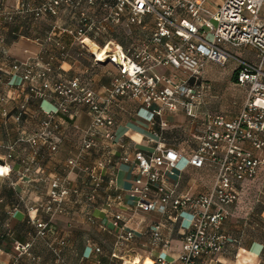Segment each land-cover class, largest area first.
Here are the masks:
<instances>
[{
  "label": "built area",
  "instance_id": "obj_1",
  "mask_svg": "<svg viewBox=\"0 0 264 264\" xmlns=\"http://www.w3.org/2000/svg\"><path fill=\"white\" fill-rule=\"evenodd\" d=\"M106 14L101 19L80 10L77 24L63 30L81 44L85 40L96 46V51H105L104 59L117 67L111 90L107 97H101L82 85L79 79L53 80L50 77L51 64L35 70L29 62L4 60L0 63V82H6L19 89L29 88L30 93L44 98L54 93L57 99L55 110H45L39 128L21 137L30 144L37 155L43 146L57 150V135L65 130L64 122L57 114L70 115L78 105L87 107L90 123L82 131L80 153L68 160L69 171L76 168L86 173L85 190L72 187L68 175H56L44 179L48 188L46 198L27 207L31 223L37 228V236L46 238L54 234L49 221L38 216L39 210L55 215L68 213L72 196H79L89 208L96 201L104 183L103 176L95 172V165L83 163L84 153L99 149L104 165L111 168L115 157L131 165L134 173L130 192L135 210H160L165 220L183 223V215H190L188 228L182 232V248L176 258L169 260L156 256L152 264H204L206 259L220 253L234 241L222 227L230 215L229 207L240 197L244 181L257 177L264 167V0H222L215 7H209L210 0H100ZM94 5L95 0H88ZM79 6V0H16L15 13H31L36 19L45 15L58 17L64 6ZM109 25L123 26L125 33L134 41L123 48L107 39ZM56 26H59L58 23ZM100 39L107 40L102 46ZM61 56L67 49L57 43ZM250 48L254 58L245 56L243 49ZM241 51V52H238ZM208 61L225 66L229 61L236 64L237 83L247 88V97L237 116L227 119L222 114L205 111L208 84L204 69ZM164 66L168 74L150 73L151 67ZM178 71L187 73L186 77ZM5 74L11 77L4 80ZM19 80L13 82L12 76ZM30 83V84H28ZM27 97V101L30 99ZM117 97H126L139 102L145 109L146 118L152 126L166 123L156 122L165 109L183 111L193 120L204 115L205 131L197 137L199 144L186 163L196 168L204 166L215 169V178L210 190L191 194H178L176 185H168L165 171L178 168L182 158L180 152L167 147L161 141V131L148 136V141L156 143L152 152L134 150L125 153V145L114 131L116 119L110 111V104ZM26 101L16 115L19 120L26 110ZM250 145V148L247 147ZM117 146L118 149H114ZM14 146H9L7 158L12 157ZM26 163V161H25ZM0 172L9 175L10 168ZM26 176V175H25ZM24 178V174L22 176ZM179 177V176H178ZM32 181L31 178L26 182ZM122 195L116 196L121 200ZM35 212L32 216L31 213ZM88 221L100 230H107L105 221L98 220L92 213H86ZM114 242L112 257L118 258L120 251L131 249L136 227L131 216L115 210L108 214ZM165 222L160 221L150 227V242L155 247L167 249L169 237L162 232ZM68 241L58 238L48 241L47 246L58 261L62 260L63 249ZM32 243H17L15 249L27 252ZM93 250L101 252L96 246ZM134 261L127 260V262Z\"/></svg>",
  "mask_w": 264,
  "mask_h": 264
},
{
  "label": "crops",
  "instance_id": "obj_2",
  "mask_svg": "<svg viewBox=\"0 0 264 264\" xmlns=\"http://www.w3.org/2000/svg\"><path fill=\"white\" fill-rule=\"evenodd\" d=\"M39 1L35 0L36 3ZM221 1L210 0L209 7H215ZM15 5L16 0H0V63L4 60L29 62L35 65V70L50 63V77L53 80L77 78L82 85L101 97L108 96L112 78L118 73L117 67L107 61H94L96 46L88 40L81 44L63 30L77 24L80 10L88 11L91 16L101 19L106 10L100 0H95L94 5H89L88 0H79L78 7L64 6L58 17L45 15L39 19L29 12L15 13ZM57 23L59 26H56ZM106 38L123 48L134 41L125 33L123 26L114 25H109ZM106 41L100 39L98 43L102 46ZM57 43L65 46L66 56H61ZM241 51L248 58H254L249 56L254 53L252 49ZM226 65L227 75H223L218 73V64L211 61L206 63L204 78L209 87L202 112L222 114L227 119H232L244 105L247 88L237 83L236 64L229 61ZM149 70L150 73L159 74L170 72L164 66L151 67ZM177 73L182 77L187 76L184 71ZM10 77V74H5L4 80ZM12 80L17 82L18 75L12 76ZM29 95L31 97L27 101ZM57 99L54 93L39 98L30 93L28 87L19 89L0 82V163L10 168L9 175L0 176V264H31L28 262L30 257L36 260L35 264H128L127 260L135 257L150 258L152 261L156 256L169 260L176 258L182 248V232L189 226L190 215L184 214L181 224L165 220L160 210H135L130 199L134 180L131 165L119 157H115L113 168L104 165L99 149L84 153L82 158L84 164L95 165V172L104 178L96 201L87 208L82 198L73 195L72 200L76 202L70 203L68 213L50 215L39 210V218L50 222L54 234H48L46 238L36 235L37 228L29 219L27 207L46 198L48 185L44 179L68 175L72 187L86 189L85 171L80 168L69 171L67 167L68 160L78 157L82 131L90 123L85 105L73 107L70 115L57 114L58 119L65 124L64 132L56 137L57 150L52 151L43 146L34 155L30 144L21 140V137L39 128L44 118L43 111L56 109ZM25 101V113L17 120L16 115ZM109 109L115 116L114 131L123 141L125 153L134 150L152 152L156 143L149 142L147 137L161 131V142L182 155L178 168L173 173L165 171L168 185H176L178 194L190 192L195 195L210 190L215 169L209 166L196 168L186 163V159L199 144L197 137L205 131L203 114L193 120L181 110L172 112L165 109L161 117H156V122L161 120L166 123L161 129L159 124H150L145 109L136 100L117 97ZM9 146H14L11 158H7ZM247 147L250 148V145ZM114 149H118L117 146ZM29 178L32 181L26 182ZM118 194L122 195L121 200L116 199ZM115 210L131 216L137 229L131 249L120 251L118 258L111 256L114 251V236L111 224L107 221L108 214ZM229 211L230 215L222 229L234 241L214 257L206 259L204 264H264V167L260 168L255 179L242 183L240 197L229 207ZM87 212L98 220L105 221L108 229L100 230L93 226L87 219ZM31 215L34 216L35 212ZM160 221L165 222L162 232L170 240L167 249L155 247L150 242V227ZM58 238L68 241L61 261L56 259L47 246L48 241ZM27 242L32 243L27 252L15 249L17 243ZM96 246L101 248L100 253L93 250Z\"/></svg>",
  "mask_w": 264,
  "mask_h": 264
},
{
  "label": "bare ground",
  "instance_id": "obj_3",
  "mask_svg": "<svg viewBox=\"0 0 264 264\" xmlns=\"http://www.w3.org/2000/svg\"><path fill=\"white\" fill-rule=\"evenodd\" d=\"M95 52V55L98 57V60H102L104 59V55L106 53V50L105 51H94ZM7 168L3 167L0 165V172H4L6 171ZM152 260L150 258H145V259H140L139 257H135L134 258V261H130L128 264H152Z\"/></svg>",
  "mask_w": 264,
  "mask_h": 264
},
{
  "label": "rangeland",
  "instance_id": "obj_4",
  "mask_svg": "<svg viewBox=\"0 0 264 264\" xmlns=\"http://www.w3.org/2000/svg\"><path fill=\"white\" fill-rule=\"evenodd\" d=\"M251 58H253L254 57V53H252V54H250L249 55ZM219 66V69H218V73L219 74H223V75H227V70H228V65H226V66H224V67H222V66H220V65H218ZM93 231L94 232H96V233H98V231H96L95 229H93ZM36 235H37V232H36ZM31 248V247H30ZM29 263H36V260L35 259H33V258H29V261H28Z\"/></svg>",
  "mask_w": 264,
  "mask_h": 264
}]
</instances>
